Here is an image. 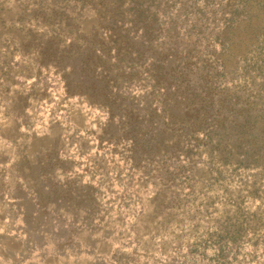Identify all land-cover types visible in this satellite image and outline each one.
Listing matches in <instances>:
<instances>
[{"label": "rangeland", "instance_id": "obj_1", "mask_svg": "<svg viewBox=\"0 0 264 264\" xmlns=\"http://www.w3.org/2000/svg\"><path fill=\"white\" fill-rule=\"evenodd\" d=\"M208 1L186 6L207 26L188 48L200 76L243 86L256 54L220 47L226 0ZM97 7L0 0V264H264V117L183 132L156 111L152 124L162 93L146 68L118 78L115 60H93L86 81L122 92L90 93L85 49L107 47Z\"/></svg>", "mask_w": 264, "mask_h": 264}, {"label": "trees", "instance_id": "obj_2", "mask_svg": "<svg viewBox=\"0 0 264 264\" xmlns=\"http://www.w3.org/2000/svg\"><path fill=\"white\" fill-rule=\"evenodd\" d=\"M94 1L99 9L100 28L106 32L107 42L104 41V44L107 47L98 49L90 46L85 49L88 60L81 69L85 77L81 83L83 86L87 81L92 83L87 86L90 93L103 92L107 95L106 93L113 92V88L122 92L124 87L123 84L118 85L119 81L113 83V87L109 83L105 84L103 80L86 81V73L92 77L95 75L93 60H115L117 77L122 79L121 75H127L128 84L138 70L146 68L152 84L151 89L162 93L163 98L155 110H151L150 118L152 121L153 114L160 111L161 115L167 117L164 127H182L184 132L188 127H227L229 124L239 123L243 125L244 116L249 120L247 122L254 120V123L264 117V0H226V5L221 9L224 21L216 42L224 49L232 39H243L240 43L248 42L247 50H253L252 53L256 54L253 57L254 63L251 60L252 71H246L250 68L249 65L245 67V74L249 76H245L244 85L229 83L224 88L217 83L219 80H208L204 75L200 76V66L197 65L204 67L205 61L188 48L202 44V29L207 28L203 25L206 21L204 15L189 19L191 13L187 12L186 6L191 0ZM195 1L196 4L203 1L207 9L210 6L208 0ZM212 14L214 19L218 15L216 11H212ZM189 24L193 29L199 27V32L195 33V40L192 39L194 33L188 32L186 37L190 41L186 48L180 43V31H186ZM108 47H111L114 57H111ZM152 49L157 51V57H152L149 61L143 60L145 53ZM82 52L77 53V57L83 61ZM71 69L74 72L72 67ZM148 107L152 109L151 105ZM235 114L243 116V119L238 117L229 122L226 115Z\"/></svg>", "mask_w": 264, "mask_h": 264}]
</instances>
